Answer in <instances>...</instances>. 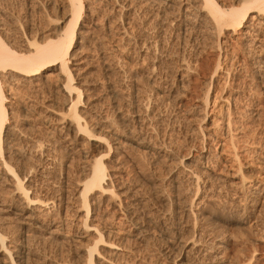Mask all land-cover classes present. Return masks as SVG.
Returning a JSON list of instances; mask_svg holds the SVG:
<instances>
[{"label": "rangeland", "instance_id": "374dc122", "mask_svg": "<svg viewBox=\"0 0 264 264\" xmlns=\"http://www.w3.org/2000/svg\"><path fill=\"white\" fill-rule=\"evenodd\" d=\"M87 5L93 31L77 37L68 67L83 90L77 111L90 135H79L68 116L62 76L5 93L7 127L16 134L7 157L20 150L31 170L25 186L55 202L37 219L0 207L14 262L85 264L94 246L95 262L107 264L101 259L112 241L119 248L112 264H197L219 243L227 264H264V22L242 40L164 0ZM62 7L61 0H0L1 37L20 51L26 40L51 38L63 26ZM223 101L236 123L228 133L218 121ZM93 158L106 164L119 196L89 215L88 225L113 233L100 242L83 232L75 210L78 180Z\"/></svg>", "mask_w": 264, "mask_h": 264}, {"label": "bare ground", "instance_id": "6f19581e", "mask_svg": "<svg viewBox=\"0 0 264 264\" xmlns=\"http://www.w3.org/2000/svg\"><path fill=\"white\" fill-rule=\"evenodd\" d=\"M91 1L92 0H61V4L66 11L61 23L63 26L56 34L54 33L55 35H53V37L51 36V38H46L45 40L42 39L43 41L41 40L40 43L37 42V37H34L35 39L32 38L33 40L31 42L26 40L23 51L15 48L12 49L13 47H10L9 44L3 40L1 37L3 35L0 32V194H2V196L3 194H7L8 196V198H6V196L1 197L0 207L4 209L6 208L10 212L20 214L18 216L37 219L39 213L43 216L44 213L53 210L55 202L51 198L40 199L35 196L31 186H25L27 175H29L31 170L27 169V166L25 167L21 165L25 155L20 150L14 148L13 158L7 157V150L10 146L9 144L14 141L16 134L7 127L9 118L6 103L8 102V98L5 93L14 89V86L16 85L33 87H39L42 85L47 86L53 82L55 76H62L63 79L61 80V84L63 85V88L61 90L65 94L66 100L69 103L67 109L68 116L75 125L76 132L79 135H90L87 121L82 114L77 111V105L80 104L83 90L81 87H75L73 85L75 77L72 75L68 64L70 57L74 56L72 50L78 39L77 37L87 35L90 31H93V26H91L92 23L90 24L89 22V16L92 15L90 11L93 9L89 10L90 8L87 5L88 2L90 3ZM231 1L232 2L228 3L224 0H164V3L165 5H168L167 7L173 9L177 8V11L184 10L185 13L192 12L193 9V11L195 10L196 13L200 15V23L203 26L205 25L211 30L213 29L216 31H222V29H225L231 31L232 35L238 33V36L243 40L244 37L246 38L251 32L253 33V30L257 25L262 23V21L264 22V0ZM190 20L191 19L188 18V22ZM258 64L260 63L257 62V65ZM219 66L220 65H217L216 69L210 73V80L215 76ZM257 69L259 70L260 66L257 67ZM226 78L227 77H225V80ZM214 97L216 100V95ZM228 98L229 97H226L224 101H230ZM224 101L223 104L218 107V121L224 123L226 128L224 129L225 131H223L226 133L227 131H232L233 125L236 123L233 124V121L226 118L227 114L225 115V113L228 112L229 106H227V103L225 104ZM203 109L206 111L205 106ZM213 125H215V122ZM239 130L241 131V128ZM232 137L233 136L228 137L227 143L233 141L234 138ZM225 142L226 141L224 140V143ZM223 146L225 145L223 144ZM36 147L38 150V145ZM106 149L107 154L112 150L109 144ZM37 150L35 151V154L38 152ZM222 151L223 149L221 152ZM226 156L230 157L233 161L238 160L236 153L228 152ZM105 165L106 164H104L101 158L95 160L93 158L92 162L88 164L84 177L78 180L77 186L81 190L80 192L77 191L79 192L77 196L78 206L75 208L77 212L82 214L81 216L79 215L78 224L82 227L83 232L92 233L94 241L98 240L99 242L102 241L105 236L111 238L113 233L109 231L103 232L102 229H98L97 225H88L87 222L90 217L89 215L91 212L95 213V211H98L105 202L109 203L110 201H118L119 199L112 184L110 182L107 183L109 178ZM236 170L239 171L240 168H237ZM255 189H257V187ZM257 194L258 196L261 195L260 193ZM60 204H57V207ZM58 209L56 212L57 216L61 212H58ZM5 234L8 235L7 233ZM5 234L0 232V254L2 255V260L0 258V264H6L7 262V264H16L11 255L14 247L12 248L7 245V242H9V240L11 241V239H8ZM117 246L118 245L113 244L112 241L107 242L105 248L108 249V257L101 259L103 263L104 260L108 262L107 264L113 263L112 258L116 256V251L119 249ZM215 249H220V251L216 252ZM221 249H223V246L220 243L216 244L214 247H208L204 252L207 256L197 260V264H227L226 260H224V253ZM20 254L22 255L24 252H21ZM85 254V264H97L95 260H100L99 254L96 252L94 246L88 247ZM204 254L202 256H205ZM4 261L7 262L4 263Z\"/></svg>", "mask_w": 264, "mask_h": 264}]
</instances>
